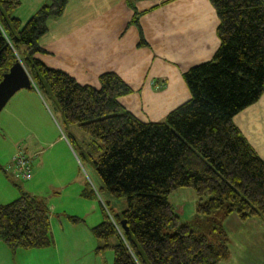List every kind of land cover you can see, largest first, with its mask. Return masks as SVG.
<instances>
[{"label":"trees","instance_id":"16d2710c","mask_svg":"<svg viewBox=\"0 0 264 264\" xmlns=\"http://www.w3.org/2000/svg\"><path fill=\"white\" fill-rule=\"evenodd\" d=\"M69 1L51 0L23 25L14 17L21 0H0V81L20 60L31 90L55 103L65 129L100 145L102 153L90 159L102 184L99 192L124 199L126 208L111 215L103 205V221L91 230L103 243L97 253L112 251L113 264L227 261L228 239L221 226L214 225L210 240L197 234L181 222L168 197L192 190L197 219L216 212L243 222L264 216V162L233 124L264 94V1L209 0L219 21V49L211 62L183 75L190 100L164 122L148 124L119 104L132 91L116 75H102L97 89L83 87L37 59L45 54L39 41L48 22L59 19ZM129 8L131 24L139 28L133 3ZM139 45H145L141 34ZM66 137L74 151L77 136ZM92 195L86 186L82 196ZM121 221L128 232L120 234ZM113 238L115 244L108 245ZM0 241L11 251L52 247L46 205L23 195L0 206Z\"/></svg>","mask_w":264,"mask_h":264},{"label":"crops","instance_id":"0c3cea01","mask_svg":"<svg viewBox=\"0 0 264 264\" xmlns=\"http://www.w3.org/2000/svg\"><path fill=\"white\" fill-rule=\"evenodd\" d=\"M50 1L21 0L14 17L24 25ZM130 3L139 14V28L131 24ZM218 25L209 0H70L59 19L48 22L47 33L39 41L45 54L37 59L83 87L97 89L101 75H116L132 91L119 99L121 107L141 123H161L190 100L183 75L213 60L220 45ZM140 34L145 45H139ZM8 103L12 106L1 129L16 136L5 153L0 151V204L9 202L10 197L3 178L6 183L5 178L15 181L5 167L15 150L21 149L34 160L33 178L21 184L15 200L27 195L46 205L54 243L48 249L11 251L0 241V264H52L63 252L66 257L84 259L82 264H105L104 254L97 253L101 244L95 238L86 247L80 236L68 237V229L86 226L87 213L94 211L85 204L82 192L86 184L77 166L80 160L72 158L70 151L75 153L66 137H78V130L65 129L61 138L47 109L60 118L56 106L53 102L49 106L34 90H22ZM56 122L65 128L62 119ZM233 124L264 162V94L255 105L235 116ZM46 128L52 131L49 143L42 140ZM70 188L74 189L68 193ZM68 217L82 222L69 224ZM218 222L229 248V259L221 264H264V216L243 222L234 215L221 214ZM54 228L61 235L62 249ZM92 244L96 246L92 248ZM93 250L96 253L90 252Z\"/></svg>","mask_w":264,"mask_h":264},{"label":"rangeland","instance_id":"374dc122","mask_svg":"<svg viewBox=\"0 0 264 264\" xmlns=\"http://www.w3.org/2000/svg\"><path fill=\"white\" fill-rule=\"evenodd\" d=\"M42 100L45 101L46 103H48L49 106H51L50 102H52V101H50L46 96H43ZM10 106H12V103H8L6 105V107L3 109V111L0 113V151L2 153H5L8 150V148L11 144V143H9L10 140H12L13 136H16L14 134V132L10 133L8 130H7V132H4L1 129V125L3 124L2 120H3L4 116L6 115V112L10 108ZM45 106L47 107L46 104H45ZM47 109H48L49 114L52 118V122L54 124L53 125L54 129L56 130L58 135L62 138V136H64V134L66 133L64 131L65 128H63L62 126H59L56 122V121H60L61 120L60 118H62V117L57 118L56 112H55V114L53 112V114L56 116V118H55L54 115L51 113L50 109L49 108H47ZM37 120L39 121V119H37ZM51 132L52 131L50 128H46V133H45V135L42 136V140L44 141V143H49L52 141V140H50L51 139ZM31 133H34V132H31ZM76 138H77V147L74 148L75 154H72L71 151H70V154L74 160H75L74 157H76L77 160L78 159L80 160V164H77V163L76 164L79 167L78 170L80 172L82 181L84 184H86L85 187L87 186L89 188V190L91 189L93 192V195L91 196L93 198H91V197L86 198L87 203H85V204L94 208V211L92 213H87L88 217H87V221L85 222L86 226L77 225L75 227V229H71V227H70V229H68V232H69L68 237H71L74 235L80 236V239H82L84 242L83 244L87 247L89 242H92L90 240H92V238H94L93 234L91 233V231H89V229L91 230L92 228L98 226L103 221V205L107 204L108 208L111 210V215L112 214L113 215H120L125 210L126 204H125L124 199H115V198H112L106 192H102V193L99 192L100 188L102 187V184H101V181L99 180V178H98V176L94 170L93 164L90 161V159L91 158L95 159L96 157H98L102 153V151L100 150V147H99L100 145L98 143H93L88 137H86L83 134H81V135L78 134V137H76ZM25 142H27V140H25ZM22 147H24V140H23ZM15 152H14L15 154H14L13 158H11L12 160H10V164L5 167V171L7 169L9 174L10 173L12 174V172H13L12 168H13L14 163H12V162H13L15 155H17L19 152H21L22 154H24L27 158H29L31 160V158L28 155H26L23 150H21V149L17 150L16 149ZM53 152L55 154L54 149H53ZM48 153L49 152L47 151L46 156H48ZM59 155H62V154H59ZM82 155L84 156V158L82 157ZM33 161L34 160L32 159L31 164H30L31 165L32 178H33V166H32ZM75 162H76V160H75ZM13 178L15 179V181L13 179L5 178L8 181L7 183L4 180V178L2 180V182L5 183L7 188H8V194L10 195V197L8 198L9 202H2L0 205H5V204H8V203L14 201L19 196L18 188L22 187L21 184L25 185V184H27V182H30V180H32V178H31L29 181H24V180L16 178L15 176ZM73 189L74 188L68 189V193H69V190H73ZM2 191H3V189H2ZM63 200L66 202V197H63ZM63 200L61 202H63ZM168 202L171 206H173L175 213L180 217L181 222L183 224L189 225L193 229H196L197 234L201 233L204 235L205 234L208 235V233L212 231L213 227L220 226L218 219H219V216L222 214V212H216V213L212 214L211 216L205 217L206 219H197L196 210H197V205H198V199H197L195 193L190 189H180V190L175 191L174 193H172L168 197ZM111 215H109V217L112 220ZM69 224H71V223H69ZM122 231H123V229L120 228L119 229L120 234ZM54 233L58 237L56 240L57 245L60 246L62 249L64 243L61 240V235L59 233L57 234V230L55 228H54ZM85 234H86V236H85ZM210 238L211 237L208 235L207 239L210 240ZM115 242H116V240L113 238L109 241L108 245L112 246L115 244ZM93 243H94V241H93ZM98 243L103 245L102 242L101 243L98 242ZM96 244H92V248H94L96 246ZM106 251L109 252L110 250H106ZM106 251L100 252V253L104 254L105 264H110V263L113 264V252L110 251V255L112 257H111V260H109V258H108L109 253ZM90 252L94 253L95 251L93 250ZM65 255H67L66 252L60 253L59 256L61 258L58 257V258L54 259V262L52 264H82L85 261L84 259H81L80 257L75 258L73 255L71 257H66ZM86 258L88 259V257H86Z\"/></svg>","mask_w":264,"mask_h":264},{"label":"water","instance_id":"95a60500","mask_svg":"<svg viewBox=\"0 0 264 264\" xmlns=\"http://www.w3.org/2000/svg\"><path fill=\"white\" fill-rule=\"evenodd\" d=\"M32 87L33 84L26 69L17 60L0 81V113L16 93L22 90L29 91ZM120 226L124 232H128L124 221L120 222Z\"/></svg>","mask_w":264,"mask_h":264},{"label":"built area","instance_id":"2783aa9c","mask_svg":"<svg viewBox=\"0 0 264 264\" xmlns=\"http://www.w3.org/2000/svg\"><path fill=\"white\" fill-rule=\"evenodd\" d=\"M12 174L21 180L29 181L32 178L31 160L19 152L13 159Z\"/></svg>","mask_w":264,"mask_h":264}]
</instances>
